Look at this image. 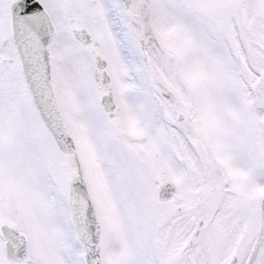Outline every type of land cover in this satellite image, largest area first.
<instances>
[{"label":"snow or ice","instance_id":"1","mask_svg":"<svg viewBox=\"0 0 264 264\" xmlns=\"http://www.w3.org/2000/svg\"><path fill=\"white\" fill-rule=\"evenodd\" d=\"M0 264H264V0H0Z\"/></svg>","mask_w":264,"mask_h":264}]
</instances>
